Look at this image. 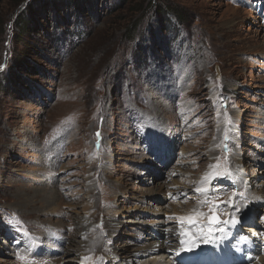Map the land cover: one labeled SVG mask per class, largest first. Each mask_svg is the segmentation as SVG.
Returning a JSON list of instances; mask_svg holds the SVG:
<instances>
[{"label": "rangeland", "instance_id": "rangeland-1", "mask_svg": "<svg viewBox=\"0 0 264 264\" xmlns=\"http://www.w3.org/2000/svg\"><path fill=\"white\" fill-rule=\"evenodd\" d=\"M263 184L264 0H0V264H130L109 246L160 240L173 200L261 236Z\"/></svg>", "mask_w": 264, "mask_h": 264}, {"label": "bare ground", "instance_id": "bare-ground-1", "mask_svg": "<svg viewBox=\"0 0 264 264\" xmlns=\"http://www.w3.org/2000/svg\"><path fill=\"white\" fill-rule=\"evenodd\" d=\"M156 183L158 184L160 182H156ZM175 184L176 183L172 184L171 186L166 187L165 190H162V191H164V194L160 195V196H163L165 199L168 196L175 195L174 199H180L182 194H187L188 191L186 189L181 190V188L177 187ZM192 185H193V183H192ZM200 187H204V185H199L198 188H200ZM258 190H260V189H257L256 191H258ZM195 191H194V193H195ZM248 192L253 193V192H255V190L251 189ZM198 194L199 195L196 198H194L196 203L197 202L200 203V200H202L205 197V193H198ZM160 196H159V199H160ZM257 197H259L260 200L264 199V197H261L258 195H257ZM152 201L156 203L157 199L156 198L152 199ZM171 207H172V209L170 212L169 208H171ZM211 207H212V205H204V206H202V205H179V203H176L175 200H173L171 203H168V205L166 207L165 206L162 207L163 209L159 210V211L161 212V214H164L170 218H174L177 221V224L176 225H163L162 228H160V229H163L164 227H166V228H164L161 232L158 233L161 237L160 240H158V238L156 237L157 235L155 236L153 231H149V230H147V228L144 229V232L148 237L146 236L143 238V236H142L143 233H142V229H141V232L137 233L136 237H140L141 241L145 243L144 245H142V243H135V242L133 244L134 247H132V248H129L126 246H124V247L117 246L118 248H116V247H113L110 245L109 246L110 255H113L116 259L124 260V261L129 258L130 262L134 263V264H136V263L137 264H182L178 260L177 252H180V253L183 252V251H180V249L182 248L180 241L183 239H187V237L184 235H181V233L182 232H190L192 238L194 240H196V242L200 241L201 243H203L205 245H209L211 247L213 246V242H212L213 239H218L220 241V243H223L225 248L230 249L231 251H233L234 246H239L241 243H244V249L250 248L252 250L253 260L251 261V263L252 264H264V238H261V236L259 234V229L258 228L256 229V231H257L256 236L251 233L252 231L253 232L255 231L254 227H252V226L248 227V228H244L248 233L246 231H245L246 233H243L240 231V223L241 222H250V223L254 222L255 223V215H254V217L252 216L251 218L248 219L249 212L255 211V209L251 208V209H249L250 211L248 210L246 213L241 214L238 211V209H235V206H233V205H228L227 207H224V205H213V208L217 209L220 212V214H218V216L221 215L223 217L224 215L231 214V215L235 216V218L238 222L233 224L230 222V218H227L223 224L216 225V226L212 225L211 227L213 228V232L209 236L206 231H204V232L200 231V228L203 227L204 229H207L208 228L207 226L210 225V222L208 219L209 214L207 211L204 210V208L210 209ZM164 211H168L176 217L165 214ZM255 212H257V211H255ZM189 216H197L199 218L198 224L195 226L189 225V223L187 222V219H186ZM220 219H221V217H220ZM83 220L89 221L88 219H85V218H83ZM182 221H183V223H182ZM106 222H107L106 226L108 228L105 231L108 232V237H110L112 239L114 237V235L116 234L118 225H120V224L114 220H106ZM115 225H116V231L114 232L113 230H114ZM219 228H223V231L217 230ZM121 229H122V227H121ZM263 233H264V231L261 232V235ZM212 235H213V238L211 239ZM251 235H253L255 238H251ZM229 236L233 237L234 243H232L228 239ZM205 237H207V239H208L207 243L203 242ZM0 238L3 241H5V243H7L6 239L3 238V235L0 234ZM48 238H45L42 240L40 239L37 242V245L35 246L34 249L27 248V246L25 247L23 245L20 247V249L16 248V250H18V252L16 250H14L12 252L21 254V255L17 256V260L19 259L20 256H25V257H27V259L24 260V262H27L28 260L35 262L36 259H39L38 256H35L36 254H38V252H36L35 249L39 250L42 247V242L46 243ZM81 238L84 240H82V239H81V241L77 240V243H75V245H73L74 251L76 252V256L80 260L83 259V257L87 253L86 252L87 249L89 248L88 239L87 238L85 239L84 235H82ZM258 239H260V240H258ZM18 242H20V240H16V244ZM152 243H155V244L151 245ZM47 245H49V244H47ZM51 245H53V244H51ZM216 245H219L218 242ZM119 247L122 249H120ZM11 249H13V248H10V250ZM31 250H32V253H30ZM173 251H174V254H173L172 259H171V257H169L170 255L168 256L167 254L169 252H173ZM67 252L68 251H66V253ZM9 254H10V251H9ZM93 255L94 254H92V256ZM10 256H12V255L10 254ZM67 256H68V253L65 254V256L57 259V261H53L55 259V257H53V258L51 257L50 259H46V258L42 257L41 259L43 260V262L42 263L38 262L36 264H57L61 260L64 261V264H70V263H75L76 261H78L76 259L66 260L65 258ZM168 259H170V262L167 261ZM71 261H75V262H71ZM16 263H17V261L14 264H16Z\"/></svg>", "mask_w": 264, "mask_h": 264}, {"label": "snow or ice", "instance_id": "snow-or-ice-1", "mask_svg": "<svg viewBox=\"0 0 264 264\" xmlns=\"http://www.w3.org/2000/svg\"><path fill=\"white\" fill-rule=\"evenodd\" d=\"M97 136H99V133H97ZM209 189L208 188H205V187H200V188H197L196 189V192L198 193H206L208 192ZM215 207V206H214ZM230 215V222L235 224L237 223L238 221L236 220L235 216ZM187 219V222L189 223V225H192V226H195L198 224V217L197 216H189L186 218ZM209 222H210V225H220V224H223L224 221H222L219 216L217 215H211L209 218ZM10 224H12V221L9 222ZM183 223V221H182ZM13 227H15L16 225L15 224H12ZM219 231H223V228H219L217 229ZM200 231L204 232L206 231L208 233V235L210 236L213 232V228L212 227H208L207 229H204L203 227L200 228ZM23 235L25 236H28L29 233L27 231H24ZM181 235H184L187 237V239H183L180 241V244L182 245V248L180 249V251H184V252H190L194 247H197V242L196 240H194L190 234V232H182ZM204 243H207L208 242V239L207 237L204 238L203 240ZM177 254L179 255L180 252H177ZM19 255V254H17ZM21 260H26L27 257L25 256H20L19 257ZM85 260H88L90 259L89 257H85L84 258Z\"/></svg>", "mask_w": 264, "mask_h": 264}, {"label": "trees", "instance_id": "trees-1", "mask_svg": "<svg viewBox=\"0 0 264 264\" xmlns=\"http://www.w3.org/2000/svg\"><path fill=\"white\" fill-rule=\"evenodd\" d=\"M32 14H27V16H31ZM31 19V18H30ZM28 17H20L19 18V25L21 27V33L25 34L28 33L29 31H31V27L29 26V22H28Z\"/></svg>", "mask_w": 264, "mask_h": 264}]
</instances>
